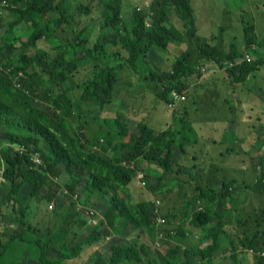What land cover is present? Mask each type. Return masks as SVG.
I'll use <instances>...</instances> for the list:
<instances>
[{
  "label": "trees",
  "instance_id": "16d2710c",
  "mask_svg": "<svg viewBox=\"0 0 264 264\" xmlns=\"http://www.w3.org/2000/svg\"><path fill=\"white\" fill-rule=\"evenodd\" d=\"M6 1L9 4L5 7L15 15L10 26L25 23L28 30L24 37H18L21 47L16 57H8L0 48L5 60L0 65V167L2 164L5 167L2 174L4 180H0V208H5L13 200L12 209L2 213L6 214L4 218L11 212L15 216L10 227L5 226L4 221L1 224L0 239L5 232L8 239L4 242L0 240V264H23L20 259L27 251L29 258L38 264H64L66 259L78 256L85 244L108 235L126 234V224L140 228L151 239H155L158 229L164 230L165 225L162 228L156 225L154 201L143 198L121 199L118 192L124 191L126 195H131L127 187L135 177V169L129 166L132 161L135 167L141 159L149 164L155 163L162 170L157 184L164 181L166 173L173 170L171 161L176 131L172 126L159 131L142 119L137 123L140 133L136 134L118 116L105 118L103 122L110 123L106 138L108 141L109 136L114 138L108 146L112 152L106 156L102 150L95 148L99 139L89 137L81 124L78 129L73 127L70 117L74 112L77 115L82 113L85 102L107 103L118 82V73L124 68L131 69L139 79L146 80L165 103L171 101L172 90L185 89L190 76L199 72L198 67L187 58L177 57L168 72L147 71L145 68L148 66L146 58L149 50L154 46L164 50L170 42L182 41L187 35H195L196 11L192 0H154L150 12L133 9L130 25L121 18L122 0H99L104 8L103 23L93 44H88V35L83 29L55 54L39 47V42L52 35L57 27H74L77 9L89 12L90 6L78 5L71 10L70 0ZM173 11L184 28L173 21ZM148 16L150 24L147 23ZM252 28L251 24L244 27L249 47L257 40L251 33ZM206 38L201 41L198 51L203 57L223 67L225 62L229 66L227 59L242 54L232 47L224 59L219 45L209 44ZM113 46L119 48L111 50ZM3 59L1 57L2 62ZM261 64H264L263 57L250 62L243 61L226 70L232 81L242 82ZM80 66L89 69L90 73L82 83L79 98L75 99L70 94L74 86L68 81ZM20 72L23 73L17 80L20 84L16 85L14 76ZM31 90L38 92L43 101H35ZM187 113L186 109L185 115L177 118L175 123L181 126V130H187L180 137L179 144L182 147L186 142L197 141L193 138L195 132L193 135L194 128ZM101 129L105 128L101 126ZM33 153H38L40 163L33 160ZM61 174L65 175V186L73 193L76 188H82L79 199L83 203L99 193L106 207L101 222L90 227L88 234L72 246L68 243L69 229H56L50 237L45 238L27 218V210L32 201H50L57 195L59 185L56 183L55 189L53 179ZM236 183L235 179L224 180L218 189L212 185L201 186L194 193L192 201L201 200L205 207L203 205L193 212L190 223L202 230L200 241L204 244H186L183 248L181 243L167 241L157 245L155 242L153 246L152 243L140 242L134 237L130 243H110L109 253L99 256L95 264H264V256L256 251L253 253V263L244 256L246 253L251 255L248 248L263 249V242L257 235L241 240L243 248L247 249L243 251V257L236 249L235 238L230 240L232 252L229 256L217 254L221 247L220 237L227 233L221 204L223 199L232 194ZM25 186H29L28 192L23 193ZM246 187L264 195V165L256 180ZM55 201L54 211L57 214L68 206L64 198ZM166 216L170 218L168 214ZM214 218L216 223L208 225ZM16 222L24 223L25 229H15ZM184 234L185 231L178 225V239ZM164 247L167 248L162 251Z\"/></svg>",
  "mask_w": 264,
  "mask_h": 264
},
{
  "label": "rangeland",
  "instance_id": "374dc122",
  "mask_svg": "<svg viewBox=\"0 0 264 264\" xmlns=\"http://www.w3.org/2000/svg\"><path fill=\"white\" fill-rule=\"evenodd\" d=\"M152 1L154 0H122V20L130 25L133 9H144L150 12ZM70 2L71 10L78 5H89L91 10L87 12L85 9H77L74 27L69 29H63L67 25L63 28L57 27L52 35L39 42L38 46L48 49L51 54H55L65 43L72 41L75 35L83 29L88 35L89 45L93 44L101 31L104 8L99 0H70ZM192 3L196 11L195 35H187L182 41L170 42L164 50L154 46L152 50H149L146 58L148 66L145 70L147 71L168 72L177 57L187 58L191 64L198 67L199 72L192 74L188 80L186 79L188 86L182 91L177 90L186 96L182 102L172 109L169 102L165 103L157 96L146 80L139 79L134 71L124 68L118 73V82L107 103L85 102L82 105V113L77 115L74 112L70 117L73 127L78 129V125L81 124L83 131L89 137L99 139V144L95 148L102 150L106 156L112 152L108 146L114 138L109 136V141L106 138L110 123H104L105 118L118 116L126 121L129 128L133 129L136 134L140 133L137 123L142 119L154 125L159 131L173 127L176 131L171 161L173 170L166 173L164 181L157 184L162 172L161 168L153 162L149 164L141 159L138 160L139 165L136 164L135 177L127 187V192L131 195H126L124 191L118 192L121 199L126 197L131 200L140 198L153 200L156 207L154 216L168 214L170 218L166 216L168 221L165 228L164 230L158 229L155 239H151L150 235L140 228L126 224L128 227L126 234L108 235L91 244H85L78 256L66 259L64 264H95L99 256L109 253L110 243L114 241L130 243L134 237H137L140 242L152 243L153 246L157 241L161 244L167 241L181 243L183 248L186 244H204L200 241L202 230L193 226L190 219L193 212L201 209L203 205L205 207V204L201 200L193 202L192 197L201 186L212 185L218 189L224 180H232L231 177L241 179L243 177L242 168L245 170L244 184L241 183L239 187L234 188L229 198L223 199L221 204L224 213V228L227 233L220 237L221 247L217 254L229 256L232 252L230 240L235 238L236 249L243 257V251L247 249L243 248L241 240L245 241V237L257 235L263 242V249L248 248L251 255L246 253L244 256L250 258L251 263L254 261L255 251L263 252L261 255L264 256V195L259 196L255 191L246 187L253 179L252 177L259 175L264 165V64L258 65L244 81L234 82L228 76L226 69L229 66L226 62L223 67L203 57L198 51V46L202 44L201 41L207 37L209 44L219 45L224 59L227 58L232 47L242 53L250 51L254 60L264 58V0H192ZM14 19L15 15L8 7L0 6V48L2 47L8 57L18 55L19 47H21L18 37H24L28 30L25 23L11 27L10 22ZM172 19L176 25L184 28L182 21L174 11ZM147 23H151L149 16ZM248 24L253 26L251 33L257 39L256 42L250 44V47L247 45L244 33V27ZM115 48L119 47L113 46L111 50ZM1 54L0 51V63L3 64L5 60ZM229 60H226L227 63ZM89 73V69L80 66L68 81L74 86L70 94L75 99L79 98L82 83ZM22 74L20 72L15 75L14 79L19 80ZM40 86L42 88L43 83ZM31 91L35 101H43L38 92ZM186 109L188 110L186 116L191 121L193 120V135L195 132L193 138L197 140L200 136L208 137L201 139L204 141L203 144L198 142V145L203 148H198L196 156L189 155L188 152V148L193 147L195 142H186L183 147L179 144L180 137L187 130H181V126L175 123L177 118L185 115ZM101 126L105 129H101ZM209 131L212 138H209L211 137L208 134ZM4 169L2 164L1 178H3ZM64 180V174L53 179L55 189L57 184L59 185L57 195L50 201L43 200L41 203L32 201L31 207L27 210V218L28 222L35 225L45 238L50 237L56 229L62 231L69 229L68 243L72 246L88 234L90 227L101 222L106 207L99 193L90 197L87 203H83L80 200L82 188H76V192L73 193L65 186ZM152 186L154 189H151ZM28 188L25 186L23 193L28 192ZM76 193L78 196L75 197ZM62 198L67 201L68 206L57 214L54 211L55 199ZM71 198L74 199L73 202ZM12 202H9L5 208L1 206L0 225L2 221L6 224L5 226L9 227L14 223L15 216L12 212L7 215V218H4L6 214L2 213L12 209ZM215 221V218L212 219L208 225L215 224ZM178 225L186 234L181 235L179 239L176 235ZM14 228L22 231L25 226L22 222H16ZM5 234H2L0 239L3 242L8 239ZM158 237L165 239L159 240ZM165 248L167 247L162 248V251ZM20 260L23 264H38L29 258L28 251L22 254Z\"/></svg>",
  "mask_w": 264,
  "mask_h": 264
},
{
  "label": "built area",
  "instance_id": "2783aa9c",
  "mask_svg": "<svg viewBox=\"0 0 264 264\" xmlns=\"http://www.w3.org/2000/svg\"><path fill=\"white\" fill-rule=\"evenodd\" d=\"M9 3L6 1V0H0V6H7ZM140 10V9H138ZM253 59V56L252 54L250 53V51H245L243 52L240 56H236L234 59H230L228 61V65L229 66H235V65H238L240 63H242L243 61H247V62H250L252 61ZM0 65H2L0 63ZM9 70V69H7ZM203 70V69H202ZM204 71V70H203ZM14 83L16 85H19L20 83L17 81V80H14ZM172 99L171 101L169 102V105L172 109H174L176 107V105L179 103V102H182L186 96L182 93V92H179L177 90H172L171 91V96H170ZM32 158L33 160L36 162V163H40L41 162V159L38 155V153H33L32 154ZM132 169H137L134 165V162L132 161L131 164L129 165ZM0 180H4V178H1L0 176ZM157 211V210H156ZM155 220H156V225L160 228L162 226H164L166 224V218L164 215H156L154 216ZM156 244H158V241L156 242ZM260 254H262L263 252H258Z\"/></svg>",
  "mask_w": 264,
  "mask_h": 264
},
{
  "label": "crops",
  "instance_id": "0c3cea01",
  "mask_svg": "<svg viewBox=\"0 0 264 264\" xmlns=\"http://www.w3.org/2000/svg\"><path fill=\"white\" fill-rule=\"evenodd\" d=\"M192 122H193V120H192ZM208 134L211 136L210 131L208 132ZM206 138H208V137H201V136H200V138L197 139V142H195V143L193 144L194 146L188 148L189 155H193V156L198 155V153H196L197 150H198V148H203V146L201 147V146L198 145V142H200L201 144H203L204 141L201 140V139H206ZM209 138H212V136L209 137ZM185 157H187V155H185ZM197 159H198V158H197ZM242 175H243V177H242L241 179H239V178L237 179L236 177H231V179H235V180L237 181V183L234 185V187H239V185H240L241 183L244 184V175H245V170H244V168H242ZM252 178H253V179H252L251 181H249V183L255 181L256 178H257V176L252 177ZM240 181H241V182H240ZM238 182H239V183H238ZM246 184H247V183H246ZM257 194H258V193H257ZM258 195H259V196H262V195H260V194H258Z\"/></svg>",
  "mask_w": 264,
  "mask_h": 264
},
{
  "label": "clouds",
  "instance_id": "9594fccd",
  "mask_svg": "<svg viewBox=\"0 0 264 264\" xmlns=\"http://www.w3.org/2000/svg\"><path fill=\"white\" fill-rule=\"evenodd\" d=\"M245 52V51H244Z\"/></svg>",
  "mask_w": 264,
  "mask_h": 264
}]
</instances>
